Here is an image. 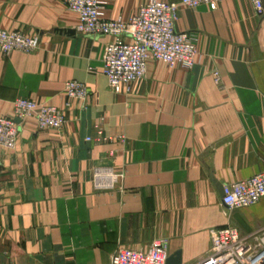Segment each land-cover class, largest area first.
<instances>
[{
  "label": "crops",
  "instance_id": "obj_1",
  "mask_svg": "<svg viewBox=\"0 0 264 264\" xmlns=\"http://www.w3.org/2000/svg\"><path fill=\"white\" fill-rule=\"evenodd\" d=\"M100 1L108 20L145 2ZM77 20L62 0H0V28L40 39L31 54L0 58V117L13 116L17 98L65 117L59 131L27 119L14 149L0 148V264H109L118 248L147 251L159 238L181 264H198L210 230L262 231L264 198L229 211L221 192L264 171V0L260 16L249 0L180 6L175 30L195 38V65L149 60L128 94L113 93L102 74L112 38L76 34ZM70 80L87 86L85 102L65 97ZM96 167L122 175L114 189L96 190Z\"/></svg>",
  "mask_w": 264,
  "mask_h": 264
},
{
  "label": "built area",
  "instance_id": "obj_2",
  "mask_svg": "<svg viewBox=\"0 0 264 264\" xmlns=\"http://www.w3.org/2000/svg\"><path fill=\"white\" fill-rule=\"evenodd\" d=\"M222 1L145 0L137 13L127 20L103 18L100 0H62V3L78 17L73 29L76 34L112 38L103 49L102 74L113 93L128 94L132 85L145 77L149 60L162 62L169 69H192L198 55L196 40L186 32L175 30L178 8L206 6L214 11ZM249 1L255 14L262 15L263 0ZM39 44L38 36L0 28V58L13 52L31 54ZM212 80L215 85L220 84L217 71L212 72ZM64 95L69 100L85 102L89 92L84 83L70 80L64 84ZM27 119H33L39 129L59 131L65 124L63 113L55 106L17 98L13 102V116L0 117V148L14 149L20 125ZM95 139L98 142L103 140L100 131ZM86 141H91V138L87 137ZM121 177L109 167L92 170V182L98 191L114 189ZM222 193L221 204L229 211L255 205L264 198V171L224 185ZM210 239L209 255L198 264H264V229L242 235L236 227L217 228L210 230ZM168 257V241L159 238L151 242L147 251L118 248L109 264H166Z\"/></svg>",
  "mask_w": 264,
  "mask_h": 264
},
{
  "label": "water",
  "instance_id": "obj_3",
  "mask_svg": "<svg viewBox=\"0 0 264 264\" xmlns=\"http://www.w3.org/2000/svg\"><path fill=\"white\" fill-rule=\"evenodd\" d=\"M18 122V120H17ZM223 196V193L221 192V197ZM233 219L235 222L238 224V226L244 230L245 232H250V229L246 225V223L242 220V218L239 216V214H234ZM166 264H181V259H180V252H176L173 255H170L167 258Z\"/></svg>",
  "mask_w": 264,
  "mask_h": 264
}]
</instances>
